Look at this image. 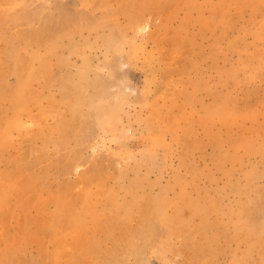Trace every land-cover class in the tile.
Masks as SVG:
<instances>
[{
  "label": "rangeland",
  "instance_id": "obj_1",
  "mask_svg": "<svg viewBox=\"0 0 264 264\" xmlns=\"http://www.w3.org/2000/svg\"><path fill=\"white\" fill-rule=\"evenodd\" d=\"M2 3L8 15L33 13L16 25L9 19L10 29L37 27L45 17L44 30L52 31L62 19L54 42L27 46L41 59H30L25 106L14 110L0 99L2 120L14 118L0 146V174L31 148L37 176L32 194L2 189L10 192V204L0 202L4 264H46L48 255L52 264H134L143 237H132L137 246L113 241L105 221L124 218V203L154 201L168 215L191 206L180 216L201 252L182 248L181 234L146 247L140 264H264V0ZM41 64L45 77L35 75ZM5 80L14 85V74ZM96 81L107 82L100 95ZM80 95L92 98L76 103L83 111L100 109L105 98L108 120L82 113L57 143L54 127L70 119ZM59 205L73 218L50 230ZM139 219L134 210L126 225L133 230Z\"/></svg>",
  "mask_w": 264,
  "mask_h": 264
},
{
  "label": "bare ground",
  "instance_id": "obj_2",
  "mask_svg": "<svg viewBox=\"0 0 264 264\" xmlns=\"http://www.w3.org/2000/svg\"><path fill=\"white\" fill-rule=\"evenodd\" d=\"M0 1L3 3H7V4H16L19 1H25L26 2L27 0H0ZM7 4H5V5L7 6ZM5 5H3V7ZM7 7L9 8V6H7ZM125 8L126 7H124L123 9L125 10ZM8 12L10 13V10H8ZM32 14H33L32 12H29V13H25V14L18 13L17 15H14V14L8 15L6 10L0 9V41L2 42V45H0V99L1 100H8L9 103L6 101V104H10L11 106H9V107H12L14 110L21 109L25 106V102L27 99V86H28L29 80L31 79V77L33 75V67L30 63V59L31 58L41 59V55H36L35 53L27 52L26 51L27 46L31 42L35 41L36 38H40V40L44 43L54 42V36L57 35L58 31L61 30L59 26H60V23H62V19H60V18L53 20V21H56V24L54 26V28H56V29H54L52 31L44 30V26L51 22V20L49 18H45V17L41 18V20L39 22L40 24L37 27H31V28L24 30V31L13 28V27H11V29H10L8 27L7 22L9 21V19L13 25H16L19 22L25 21L28 18V16H30ZM131 20H132V22H136L137 17L131 14ZM139 22L140 21H138V23ZM7 28H9V30L5 31V29H7ZM116 33L121 34L120 31H116ZM104 41H105L106 45L112 44V40H110L109 38H105ZM44 71H45V69L41 64L40 71H37L35 73V75L40 76V77H45L46 73H44ZM8 74H14V76H15V84L14 85H8L7 84L5 77ZM114 74H115V72L111 71L108 75V80L110 78H112L114 76ZM93 84L95 85V87L97 89H99L97 92V95H100L104 91V88H105L107 82L106 81H96ZM68 87L69 86L67 85V83H64V82L61 83V91H62L63 95H66L67 93L70 92ZM82 99H92V98H90L89 96H84V95H80L79 99L75 98L71 102V105H70V119L69 120L59 119L56 126L54 127V129H56L59 132V135L61 136V138L57 141V143H62L64 140V137L66 135H69L70 131L74 127H77L80 125L79 121H80V117L82 116L81 115L82 113L89 120H91L92 117L99 119L103 122H106L108 120V110H109L110 104L105 98H104L103 105L100 109L95 110L94 105H90L89 107L86 108L85 111H83L79 106H76V103L77 104H78V102L82 103ZM2 109L0 106V127H3L2 132H0V146L7 139V135H8L7 133L9 132L8 130L11 128V122H12V118H13V117H11V118L9 117V119H11V122L9 120L4 121L7 116L6 117L4 116V118L2 117V113H3ZM16 116H18V115H16ZM16 116H15V118H16ZM1 117L4 120H2ZM35 161H36V157L33 155V150L31 148H28V149L22 151L16 157H12L9 159V163H10L11 167L13 168V170H10V171H7V172L0 174V189H1V191H0V202L1 203H5L4 201H6L7 203L10 204V202H8V197H9L8 193H10V192H7V194H6V192H5L6 188L9 189L10 191H12V189H14L15 186L20 187V198L24 194H28L29 192L31 193L33 191V188L35 185V180L37 179V176L32 174L31 169H33V167L35 165ZM2 189H5V190H2ZM18 195H19V193H18ZM66 195H67V193H66ZM33 196H34V194H33ZM61 196H65V195L61 194ZM58 197L60 199V196H58ZM5 198L7 200H5ZM65 198H67V196ZM65 198H63V199L65 200ZM85 200H86V198L84 199V201ZM57 202L60 203V201H57ZM57 202H55V203H57ZM69 202H70V200H69ZM61 203H63V202H61ZM66 203H67V201H66ZM88 204H90V203H88ZM64 205H66V204H64ZM183 206H184V208H187V207H185V204L179 205V206H174V215H168L165 212L164 205L160 204L157 201H154L153 203L149 202V203H144V204H139V205L124 203L122 206H118V208L119 207L122 208L123 213H124V218H119V217L108 218L105 221L106 222V234L113 241L127 240V241H129L130 246H137L134 243H132V237L134 235H139V236H141V238L143 237L142 244L133 250V255L135 257V263L134 264H140L141 263L142 256H143V253H144L146 247L155 246L159 243V240H162V239L166 240L172 236L174 237V236L181 235V234H182V237H184V239H185V244H183L182 248H186V249L190 248L196 254H199L201 252V247L193 244L191 241V238H190V231H189L190 227L188 228L189 221L187 219H183L184 216H183V218H181L182 216H180V211L183 209ZM194 206H193V208L196 207V206L195 207ZM63 207H65V206H63ZM87 207H89V206H87ZM190 207L191 206H189L187 208V210ZM7 208H8V206H7ZM9 208H10L9 211L11 212L12 207H9ZM58 208L60 211L59 214H57L56 216L54 214L52 216L49 215V218L46 222V224L50 230L51 229H54V230L61 229L64 225H67V221L69 222L73 218V217H71L72 214H71V216L68 215L67 217L63 216L61 214L60 205L58 206ZM114 209H116V208H114ZM134 210L138 212L140 219H139L137 226L133 230H131L126 225V220ZM55 211H54V213H55ZM90 211H91V209H90ZM64 212H63V214L65 215ZM52 213H53V211H52ZM49 214H50V212H49ZM187 215H189V214H187ZM59 216H60V219H57ZM73 216H75V215H73ZM251 216L253 217L255 215L251 214ZM55 217H57L56 218L57 220L55 219ZM69 218H71V219L68 220ZM97 223H99V222H97ZM41 230H44V229H41ZM45 231H46V228H45ZM22 234H23V231H22ZM25 237H27V236H24V238ZM11 246L9 245V247H11ZM88 246H90V242H88ZM181 246H182V244H181ZM9 249L11 250V248H9ZM1 250H2V248H1ZM5 250H6V248H5ZM17 250H19V249H16L14 256L11 255L12 257H10L9 259H12L16 256V254L18 253ZM43 253L45 254V252H43ZM5 254H4V252H0V264H4V262L8 261L7 259L9 256L5 255ZM44 254H42V255H44ZM6 256H8V257L6 258ZM48 256L49 257L47 258L46 264H52L51 263L52 260L51 261L49 260L51 255H48ZM16 257H18V256H16ZM16 257H15L14 261L16 260ZM18 260H20V259H18ZM7 264H9V262ZM10 264H12V263H10ZM180 264H187V262H181Z\"/></svg>",
  "mask_w": 264,
  "mask_h": 264
}]
</instances>
